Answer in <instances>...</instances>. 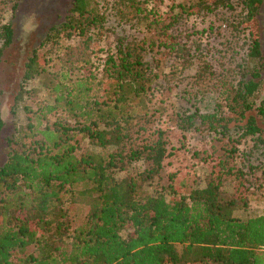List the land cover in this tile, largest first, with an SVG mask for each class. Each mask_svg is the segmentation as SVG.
Here are the masks:
<instances>
[{
	"label": "trees",
	"instance_id": "16d2710c",
	"mask_svg": "<svg viewBox=\"0 0 264 264\" xmlns=\"http://www.w3.org/2000/svg\"><path fill=\"white\" fill-rule=\"evenodd\" d=\"M26 1L0 0V65ZM263 4L49 0L0 110V264H264V214L235 215L264 196Z\"/></svg>",
	"mask_w": 264,
	"mask_h": 264
},
{
	"label": "rangeland",
	"instance_id": "374dc122",
	"mask_svg": "<svg viewBox=\"0 0 264 264\" xmlns=\"http://www.w3.org/2000/svg\"><path fill=\"white\" fill-rule=\"evenodd\" d=\"M48 1L49 0H27L26 3L23 5V9H21V12L19 14L18 22H17V41L14 42V44L5 52L4 56V62L0 65V110L2 112L3 120L5 122V129H8L11 127L12 122V116L10 114V108L12 106V93L8 89L9 83L7 81L10 74H12V67L13 65H17L20 60L24 58L25 54V48L31 45H35L37 41L40 40L41 37H43L42 32V23L45 25H49L51 21L49 18H46L44 14L48 13ZM60 4L56 2V5L53 9H59ZM48 15V14H46ZM252 27L254 30H257L259 34V38L261 41V47L264 52V4L263 8L258 20V23L252 24ZM27 38V43H25V40ZM73 42L69 40H61L60 46H66L67 44H71ZM113 44V38L107 37L104 40L100 41V47H108ZM37 95L43 94V88L39 81L33 82L30 86L27 87ZM170 102H169V110L174 111L179 108H181V102L174 96V93H170ZM180 104V105H179ZM187 106V105H186ZM26 117V114L24 113L23 109H21L19 113L18 121L19 123H23L24 119ZM160 117V116H158ZM161 118V117H160ZM164 118V117H163ZM191 138L193 135H188ZM192 144H196L198 146V143L195 140L190 139ZM176 144V143H175ZM248 147V145H244ZM188 154L184 153L183 151H179L178 155L173 160V168L177 167H183L188 162ZM3 158V150L0 145V161ZM141 163H138L137 165H140ZM197 175L200 177V179H203V176L206 173V170L202 166H198L196 169ZM123 175V174H120ZM257 180L260 184L264 186V164L258 169L256 172ZM264 214V196L252 203L247 209H242L236 211L235 215L238 217H248L253 215H259Z\"/></svg>",
	"mask_w": 264,
	"mask_h": 264
}]
</instances>
